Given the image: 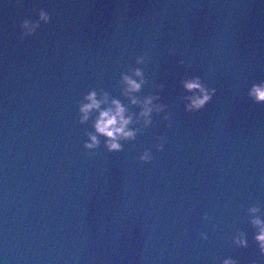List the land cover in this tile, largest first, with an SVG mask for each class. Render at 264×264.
Listing matches in <instances>:
<instances>
[{"label":"water","instance_id":"1","mask_svg":"<svg viewBox=\"0 0 264 264\" xmlns=\"http://www.w3.org/2000/svg\"><path fill=\"white\" fill-rule=\"evenodd\" d=\"M41 11L49 22L21 36ZM133 68L145 80L134 95L158 96L168 119L153 113L120 152L103 138L89 152L78 102L107 92L135 118L120 84ZM192 77L215 92L187 112ZM261 82L264 0H0V258L264 264L246 215L258 204L264 219V104L248 96Z\"/></svg>","mask_w":264,"mask_h":264},{"label":"clouds","instance_id":"2","mask_svg":"<svg viewBox=\"0 0 264 264\" xmlns=\"http://www.w3.org/2000/svg\"><path fill=\"white\" fill-rule=\"evenodd\" d=\"M49 20V15L44 11L39 13L37 21L23 20L19 25L21 36L32 35L39 27L40 22L48 23ZM136 63L142 64L143 58L137 57ZM181 83L185 91L192 93L190 96L184 97L187 101L184 109L187 112L199 111L212 99L215 92V89L205 87L199 77L186 78ZM120 84L121 95L127 98L130 105L139 108V111L135 113V118L129 112L128 107L121 103L120 99L111 98L107 92L98 94L95 89L84 94L77 104V114L81 124L92 118V131L86 133V140L83 143L84 149L89 152L101 145V138H103V148L107 152H120L123 148L122 142L134 141L140 128H147L153 123V113L164 112L163 119H168L165 106L154 103L159 99L158 96L149 95L138 98L134 95L145 84L140 68H133L128 73H122ZM248 96L254 102L264 104V82L253 84L248 90ZM93 114H95L94 117ZM156 139L155 149L160 151L164 141L161 137ZM152 158V153L148 149L143 150L138 156V160L145 163L151 161ZM246 215L249 224L255 230L252 239L257 245L259 254L264 256V219L261 218V207L258 204L247 207ZM203 219L207 220V215ZM200 238L206 240L208 237L205 233H201ZM232 244L239 248H246L248 246L246 234L242 231H236L232 236ZM0 264H5L2 258H0ZM220 264H237V262L232 258H225Z\"/></svg>","mask_w":264,"mask_h":264}]
</instances>
